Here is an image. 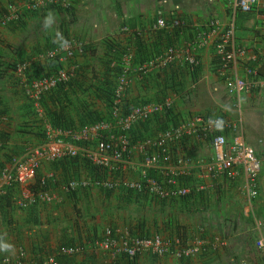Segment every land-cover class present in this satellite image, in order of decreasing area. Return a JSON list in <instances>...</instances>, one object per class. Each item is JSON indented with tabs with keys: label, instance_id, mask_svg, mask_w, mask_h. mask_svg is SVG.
Segmentation results:
<instances>
[{
	"label": "crops",
	"instance_id": "obj_1",
	"mask_svg": "<svg viewBox=\"0 0 264 264\" xmlns=\"http://www.w3.org/2000/svg\"><path fill=\"white\" fill-rule=\"evenodd\" d=\"M7 1L16 0H0L1 11ZM49 11L54 13L56 21L45 30L43 19ZM160 17L180 18L183 30L156 29ZM214 19L224 27L234 20L236 42L246 52L236 60L231 72L249 80V59L253 60L254 56L264 59V9L260 6L234 14L230 0H62L52 7L25 11L18 22L0 27L1 60L25 63V72L31 73L3 69L0 111L7 113L0 116V171L17 154H29V147L36 142L32 133L24 131L29 102L24 95L29 83L26 75L64 72L66 76H105L107 62L121 65L119 76L128 77L123 97L130 100L131 109L141 103L171 99V109L157 114L162 120L154 118L150 128L146 126V136L156 138L165 125L173 128L194 113H208L236 123L234 129L222 131L229 143L239 129L246 143L263 157L264 89L259 86L243 92L239 99L228 93L217 71L215 38L208 25ZM57 30L73 43L74 53H60V59H50L44 53L58 47L54 43ZM170 47L177 50L173 60L166 65L158 64L146 74L139 72L141 64L154 59L160 61ZM186 55L197 57L200 66L190 68ZM171 81L178 83L172 88ZM116 101L120 106L127 103ZM166 113L177 116L179 122L172 126L166 121ZM54 131L63 133L62 129ZM143 141L132 142L131 156L137 164L148 153L141 148ZM187 141L188 146H181L180 141L172 143L169 159L147 172L165 179L166 168L186 158L189 171L177 176L179 185L191 188L184 198L144 193L136 196L118 189L124 186L111 189L110 193L94 187L65 192L64 184L84 177L82 168L78 173L72 161L52 162L42 158L34 180L10 187L0 198V236L14 247L12 253L0 252V263L10 257L11 264H52L51 259L63 264H264V252L256 246L264 231V162L258 179L259 195L250 199L241 189L247 179L243 170L237 179L210 175L207 171L205 164L212 156L209 137L192 136ZM125 177L136 179L139 172L131 170ZM37 180L46 181L45 190L53 194L51 200L27 199L36 194ZM127 203L140 211L129 212L123 206ZM144 221L148 222L146 226ZM128 225H141L146 232L153 233L157 226H179L188 237L204 238L207 243L200 254L184 258L148 252L132 258L123 254L114 257L110 251L93 245L94 240L103 237L107 227L126 230L127 227H122ZM69 246H82V250L64 254L62 249Z\"/></svg>",
	"mask_w": 264,
	"mask_h": 264
},
{
	"label": "built area",
	"instance_id": "obj_2",
	"mask_svg": "<svg viewBox=\"0 0 264 264\" xmlns=\"http://www.w3.org/2000/svg\"><path fill=\"white\" fill-rule=\"evenodd\" d=\"M56 0H22L19 2H10L5 6L4 13L0 14V25H7L12 21H17L27 10H39L44 5L52 3ZM234 14L240 10L250 12L257 6L264 9V0H230ZM183 22L180 18L175 17L172 22H168L166 18L157 19L155 28L180 27ZM211 35L215 38V46L218 58V74L225 81L228 93L239 99L243 92L251 91L261 86L264 89V77L258 76L255 69H248L251 78L240 77L232 74L233 64L238 58L245 54V48L237 44L235 39L236 28L234 20L224 27L218 19L209 21ZM81 46L80 43L77 44ZM60 53L73 55L74 45H70L66 49H60L59 46L46 52L45 56L55 57ZM177 54L175 47H170L162 56L160 61L148 60L139 67V72L146 74L158 64L166 65L173 60ZM256 57H253L255 60ZM187 63L195 66L199 64L198 59L194 55H186ZM25 63L19 64L17 70L24 72ZM69 76L59 73L58 75H49L41 79L33 80L28 87V94L36 101H39L42 95L49 89L55 87L59 81L67 80ZM128 84V77L122 76L120 79L118 96L125 92ZM119 100V99H118ZM240 105V102H237ZM172 107L171 99L167 98L161 102L141 103L133 107L126 115H120L118 101L115 102L113 109L114 121H99L90 126H86L78 132H69L68 135L74 140L95 141L93 148L81 147L74 143H70L65 139L58 137L54 130L50 128L47 143L39 146L35 151L24 156H14L11 161L5 165L0 171V198L7 194L10 187L14 185L27 184L34 180L37 176L38 168L42 158L48 160H56L62 157H74L82 155L93 163L107 168L111 175L107 178H82L68 181L64 184V191H74L80 187H102L106 189H114L124 186L137 190L141 193L154 195L161 198L185 197L191 192L190 186L179 185L177 176L179 173L185 174L187 169V159L180 158L173 166L166 168L165 179L157 178L147 172L150 168H154L162 161L168 160L171 155V144L183 140L186 137L195 136L202 139L209 137L212 156L205 164L210 175H227L232 179H237L243 172L247 175V179L242 185V190L250 199H254L259 195L258 179L262 170L264 156L260 157L255 148L248 145L244 139L241 130L237 129V134L233 141L229 143L228 138L222 131L227 128H233L236 123H231L222 117H212L208 113H196L190 119L181 122L173 128H168L159 134L156 138H148L141 144L143 150H148L141 163H135L132 159V145L128 131L131 126L137 122L147 120L151 116L169 111ZM117 120V121H116ZM222 120L223 124L219 128L216 121ZM120 127L118 133L115 132L116 127ZM50 138V139H49ZM129 167L132 171H138L139 177L136 179L126 178L122 176L125 167ZM114 174V175H112ZM53 194L47 190H42L35 195H29L30 200H51ZM25 204V202H23ZM259 224V223H257ZM204 238L184 237V236H168L162 233H156L149 236H140L132 234L128 228L126 230H115L107 227L102 238L94 241V246L108 250L114 257L118 255H126L135 257L141 252H148L154 255L173 254L177 258L190 257L200 254L205 246ZM256 246L264 252V231L256 240ZM80 246H69L62 249L64 254H76L80 252ZM21 252V257L23 256ZM21 260V258H20ZM12 259L5 257L0 264H11ZM16 262V261H15ZM52 264H63L55 259H51ZM16 264H19V262Z\"/></svg>",
	"mask_w": 264,
	"mask_h": 264
},
{
	"label": "trees",
	"instance_id": "obj_3",
	"mask_svg": "<svg viewBox=\"0 0 264 264\" xmlns=\"http://www.w3.org/2000/svg\"><path fill=\"white\" fill-rule=\"evenodd\" d=\"M49 4H50L49 7H52L54 5L53 3H49ZM27 11H33V10H27ZM24 13L25 12H23V14ZM21 17L19 19H21ZM167 20L170 23L172 22L171 19L170 20L167 19ZM18 21L19 20H17V22ZM12 22H16V21H12ZM182 28H184L183 24L182 26L177 28L169 27L167 29H169V31L178 32ZM60 55L61 54L56 55V58H59ZM75 56L76 55L74 54V56L72 57ZM216 56H217V51H216ZM188 66L192 69L195 67L198 68L200 66V63L195 66L191 64H189ZM6 68L7 69L10 68L16 71L18 68V64L4 63L3 61L0 60V79L4 78L3 69ZM247 68L255 69L258 76L264 77V59L263 60H261L260 58H256L255 60L249 59ZM121 72H122L121 65L118 64L112 65L110 62H107L105 76H77L76 74L70 75L67 80L58 82L55 87H53L51 90H48L42 95L39 101L43 108V113H40L38 109H36L34 101L31 98H29L27 91H25L24 92L25 98L29 101L27 105L28 119L26 120L25 123H26V127H30V128L28 129L24 127V131L25 132L28 131L32 133L35 136V138L38 140V142L42 143L47 138L46 128L48 123L51 124L52 127L57 129L78 131L79 129L85 126H90L98 121H108L113 117V109L117 99H121V101L125 100L127 102L126 104L124 105L122 104L121 106L120 103L118 102L120 115L121 116L126 115L130 111L132 105L130 104L129 99H124L123 94L121 96H118L117 90L120 84L121 76L119 75ZM27 73H29V71H27ZM29 74L27 76V81L29 82V84L33 80L43 77V75L37 76L38 74H35L34 76H32ZM177 83L178 82L176 81H171L170 87L173 88ZM98 100H101V103H99ZM80 104L82 105V107H80ZM77 107L82 109H78ZM3 112L7 113L6 110H4ZM3 112L1 113L4 114ZM157 114L151 116L147 120L137 122L131 126L128 133L130 140L132 142L133 141L135 142L136 139L147 140L148 138L153 137V136L150 137L148 135L147 136L145 135L146 132L148 131L146 129V126L150 128L149 124L153 121L154 118H155L154 120H158V119L162 120V116H159ZM166 114H167L166 121L170 122L172 126L176 125L179 122L177 116L175 115L169 116V113ZM169 125L168 126L165 125L163 130L172 128ZM188 138L190 137H186L183 140H180L179 142L180 145L182 146L183 144L185 146H188V141H187ZM91 142L92 141H83L80 143L88 144ZM92 143L95 144V141H93ZM185 155L189 157L188 156L189 154H185ZM60 161H72V163L76 164L77 167L78 165L85 167L89 171L88 176H90L91 178H100V177L106 178L107 176H110V172L108 171L107 168L97 165L88 158L82 157L81 155L74 157H62L54 160V162H60ZM40 188L46 189L45 180H37V189H35V192L40 191L41 190ZM118 189L119 190L122 189L132 195L142 196V193L137 190L126 189V188H118ZM106 190L108 191V193L113 191L111 189H106ZM165 227H168L167 230ZM144 228L141 225H135L131 229L132 234L140 235V236H149L147 235V232L145 231ZM156 229L158 232L162 234L167 232L166 234L171 236L179 235V236L187 237L185 231L183 229H180L179 226L174 227L171 225V226H164L162 228L157 226Z\"/></svg>",
	"mask_w": 264,
	"mask_h": 264
},
{
	"label": "rangeland",
	"instance_id": "obj_4",
	"mask_svg": "<svg viewBox=\"0 0 264 264\" xmlns=\"http://www.w3.org/2000/svg\"><path fill=\"white\" fill-rule=\"evenodd\" d=\"M19 1H21V0H16V1H7V2H5V4L7 5L8 3H10V2H19ZM53 4H57V3H62V0H56V1H54V2H52ZM5 5V6H6ZM48 6H50V5H44L43 7H41L39 10H41V9H44L45 7H48ZM55 8L57 7V6H54ZM4 10H5V7H3L2 6V11L0 10V14L1 13H4ZM35 11H37V10H35ZM17 22V21H16ZM11 24L12 23H14V22H10ZM10 23L9 24H7V25H0V27H5V26H9L10 25ZM47 51H49V50H47ZM46 51V52H47ZM46 52L44 53V55L46 54ZM47 57V56H46ZM47 58H49V57H47ZM0 60H1V56H0ZM2 61V60H1ZM26 70V69H25ZM24 73H27V72H25L24 71ZM26 76H28V75H26ZM25 76V77H26ZM44 77H48V76H43V77H41V78H44ZM41 78H38V79H41ZM69 78V77H68ZM37 79V80H38ZM63 81V80H62ZM60 82V81H59ZM28 83V82H27ZM29 83H28V86L26 87L27 88V90H28V87H29ZM52 89V88H51ZM51 89H49V90H51ZM47 92V91H46ZM27 94H28V92H27ZM29 95V94H28ZM29 97H30V95H29ZM31 98V97H30ZM32 99V98H31ZM33 101H34V103H35V106H36V108L38 109V111L40 112V113H43V108H42V106H41V104H40V101H36V100H34V99H32ZM1 113V112H0ZM108 121H114L113 120V117H112V119H110V120H108ZM117 121V120H116ZM99 122V121H98ZM47 128H52V129H55V130H58L57 128H54V127H52L51 126V124H49L48 123V125H47ZM119 130H120V127L118 126V127H116L115 128V132L116 133H118L119 132ZM68 130H64L63 131V133L61 134V133H59V136H61V138H63V139H65L66 141H69L70 143H74V144H76V145H78V146H85V147H87V148H93V143L91 142V143H88V144H81L80 142H83L82 140H79V141H77V140H74L73 138H69L68 137V135L67 134H65V132H67ZM64 135V136H63ZM130 138V137H129ZM50 139V138H49ZM47 141H49L48 140V130H47V138H46V140L43 142V143H39L38 142V140L36 139V142H35V144L34 145H31L30 147H29V149L28 150H30V151H35V149L36 148H38L39 146H42V145H44L45 143H47ZM31 143H33L32 141H31ZM30 154V153H29ZM21 155H23L22 153H20V154H17L16 156H21ZM82 156V155H81ZM82 157H84V156H82ZM50 161V160H49ZM52 162H54V160H51ZM82 168V171H84V177L83 178H90V179H97V178H91L90 176H88L89 175V171L85 168V167H83V166H80V165H78V168H76L75 170H76V172H78V173H81L82 171L80 170ZM74 170V171H75ZM132 169H130L129 167H125V169L122 171V176L124 175L125 176V174H126V176H129V173H130V171H131ZM109 171V170H108ZM135 171V170H134ZM110 172V171H109ZM80 176V175H79ZM78 176V177H79ZM101 178V177H100ZM104 178V177H103ZM79 179H81L80 177H79ZM92 187H94V188H98V190H101V187H96V186H92ZM128 202H130V201H128ZM127 204H129V203H127ZM123 206L125 207V209L127 208L128 210H129V212H131V213H137V211H140V209L139 208H135L134 206H133V204L131 205V203L129 204V205H127V206H125L124 204H123ZM148 224V222L147 221H144V223H143V225L144 226H146ZM135 225H133L132 227H134ZM110 227H112V226H110ZM128 228V230H130L131 232H132V227H131V225H128V226H123L122 227V229H124V228ZM148 227V229L150 230L151 229V225H149V226H147ZM158 231H156L155 233H153V232H150V231H147V235H153V234H156ZM159 233V232H158Z\"/></svg>",
	"mask_w": 264,
	"mask_h": 264
},
{
	"label": "clouds",
	"instance_id": "obj_5",
	"mask_svg": "<svg viewBox=\"0 0 264 264\" xmlns=\"http://www.w3.org/2000/svg\"><path fill=\"white\" fill-rule=\"evenodd\" d=\"M55 21H56V18H55V15H54V13L53 12H51V11H49L48 13H47V15L44 17V19H43V28L45 29V30H48V29H50V28H52L53 26H54V24H55ZM54 43H56V44H58V46H59V48L60 49H66L69 45H70V42L63 36V33H61L59 30H57L56 31V36H55V39H54ZM56 57V56H55ZM49 58H52V57H49ZM121 79V78H120ZM126 90V89H125ZM139 105V104H138ZM133 109V108H132ZM131 109V110H132ZM130 110V111H131ZM129 111V112H130ZM128 112V113H129ZM127 113V114H128ZM222 124H223V121L222 120H217L216 121V126L219 128L220 126H222ZM86 127V126H85ZM85 127H83V128H85ZM83 128H81V129H83ZM81 129H79L78 131H80ZM62 131H64V130H62ZM78 131H70V130H68V133L69 132H78ZM68 133H67V135H68ZM129 134V133H128ZM68 137L69 138H71L69 135H68ZM83 141V140H82ZM69 142V141H68ZM93 142V141H92ZM132 142V141H131ZM93 145V147H94V145L95 144H92ZM131 145H132V143H131ZM81 147H83V146H81ZM110 175H111V173H110ZM112 175H114V174H112ZM107 177H110V176H107ZM106 177V178H107ZM101 178H103V177H101ZM98 179V178H97ZM100 179V178H99ZM74 180V179H73ZM102 188V187H101ZM103 189H106V188H103ZM42 190H45V189H41L40 191H42ZM39 192V191H38ZM38 192H36V194L38 193ZM95 241V240H94ZM78 247V246H77ZM81 248H82V246H80ZM0 252H4V253H12V252H14V247H13V245L11 244V243H9V242H6V240H5V238L3 237V236H0Z\"/></svg>",
	"mask_w": 264,
	"mask_h": 264
}]
</instances>
